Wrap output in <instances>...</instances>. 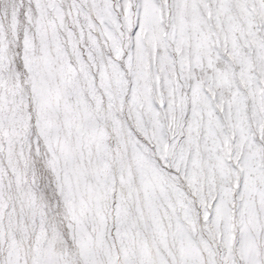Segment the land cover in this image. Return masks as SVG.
<instances>
[{
	"label": "snow or ice",
	"instance_id": "snow-or-ice-1",
	"mask_svg": "<svg viewBox=\"0 0 264 264\" xmlns=\"http://www.w3.org/2000/svg\"><path fill=\"white\" fill-rule=\"evenodd\" d=\"M0 264H264V0H0Z\"/></svg>",
	"mask_w": 264,
	"mask_h": 264
}]
</instances>
